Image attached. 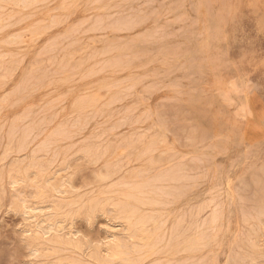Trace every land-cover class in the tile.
<instances>
[{"label":"rangeland","instance_id":"374dc122","mask_svg":"<svg viewBox=\"0 0 264 264\" xmlns=\"http://www.w3.org/2000/svg\"><path fill=\"white\" fill-rule=\"evenodd\" d=\"M37 1L0 0V264H264V0Z\"/></svg>","mask_w":264,"mask_h":264},{"label":"bare ground","instance_id":"6f19581e","mask_svg":"<svg viewBox=\"0 0 264 264\" xmlns=\"http://www.w3.org/2000/svg\"><path fill=\"white\" fill-rule=\"evenodd\" d=\"M39 1H40V0H39ZM39 1H37V4L39 3ZM35 4H36V3H35ZM20 7H21V6H20ZM253 10H254V9H253ZM7 11H8V10H7ZM194 16H196V15H194ZM45 21H46V20H45ZM48 24H49V23H48ZM43 31H45V30H43ZM45 32H46V31H45ZM39 33H40V32H39ZM37 35H38V34H37ZM41 35H42V34H41ZM39 36H40V35H39ZM120 62H121V61H120ZM10 66H11V65H10ZM244 89H246V88H244ZM246 90H247V89H246ZM219 94H220V93H219ZM115 97H116V96H115ZM223 98H224V97H223ZM224 99H225V98H224ZM220 103H222V102H220ZM226 103H228V102L226 101ZM226 103H225V104H226ZM223 104H224V103H223ZM239 109H240V108H239ZM243 111H244V110H243ZM235 114H236V113H235ZM239 114H240V112H239ZM245 114H246V113H245ZM124 116H125V115H124ZM236 116H237V115H236ZM238 116H239V115H238ZM246 116H247V115H246ZM240 117H241V116H240ZM248 117H249V115H248ZM248 117H247V118H248ZM244 118H245V116H244ZM241 119H243V117H242ZM63 125H64V124H63ZM204 130H205V129H204ZM165 132H166V131H165ZM118 153L120 154V150L117 152V154H118ZM115 155H116V154H115ZM45 156H46V155H45ZM155 156H156V155H155ZM155 156H154V157H155ZM29 157H30V156H29ZM29 157H28V158H29ZM114 157H115V156H114ZM119 157H120V156H119ZM119 157L117 156V158H119ZM164 157H165V156H164ZM38 158H39V157H38ZM42 158H45V157H42ZM155 158H157V156H156ZM121 160H122V159H121ZM47 161H49V159H48ZM93 161H94V160H93ZM109 161H110V160H109ZM119 161H120V160H119ZM122 161H123V160H122ZM152 161H153V160H152ZM116 162H117V161H116ZM153 162H154V161H153ZM16 163H17V162H16ZM16 163L14 162L13 164H16ZM13 164H12V166H13ZM134 167L136 168L137 166H134ZM134 167H132V168H134ZM54 168H55V166H54ZM130 168H131V167H130ZM42 169H43V168H42ZM21 170H22V169H21ZM52 170H53V169H52ZM59 170H60V169H59ZM126 170H127V169H126ZM50 171H51V170H50ZM63 171H64V170H63ZM104 171H105V170H104ZM132 171H133V170H132ZM109 172H110V171H109ZM56 173H57V172H56ZM56 173H55V174H56ZM60 173H61V172H60ZM101 173H102V172H101ZM55 174H54V175H55ZM103 174H104V172H103ZM58 175H59V174H58ZM10 176H11V175H10ZM12 176H13V175H12ZM33 176H34V175H33ZM56 176H57V174H56ZM13 177H14V176H13ZM26 177H27V176H26ZM28 177H29V176H28ZM45 177H46V176H45ZM53 177H55V176H53ZM61 177H62V176H61ZM120 177H121V176H120ZM11 178H12V177H11ZM56 178H57V177H56ZM105 178H106V177H105ZM25 179H26V178H25ZM43 179H44V178H43ZM60 179H61V178H60ZM62 179H63V178H62ZM33 180H35V177L33 178ZM52 180H53V179H52ZM35 181H36V180H35ZM47 181H48V180H47ZM17 182H18V181H17ZM26 182H27V181H26ZM28 182H29V180H28ZM28 182H27V183H28ZM31 182H32V180H31ZM45 182H46V181H45ZM48 182H49V181H48ZM67 182H68V180H67ZM69 182H70V181H69ZM7 183H8V182H7ZM22 183H23V181L21 182V184H22ZM52 183H53V182H52ZM56 184H57V183H56ZM56 184H54V185H56ZM64 184H65V183H64ZM12 185H14V184H12ZM47 185H48V184H47ZM58 185H59V184H58ZM70 185H71V183H70ZM7 186H8V185H7ZM9 186H10V185H9ZM45 186H46V185H45ZM50 186H52V185L50 184ZM50 186H49V188H50ZM56 186H57V185H56ZM59 186H60V185H59ZM61 186H62V184H61ZM67 186H68V185H67ZM69 187H70V186H69ZM59 188H61V187H59ZM59 188H58V190H59ZM51 189H52V188H51ZM55 190H56V189H55ZM55 190H54V191H55ZM70 190H71V189H70ZM16 191H17V190H16ZM20 191H21V190H20ZM73 191H74V190H73ZM27 192H28V191H27ZM29 192H30V191H29ZM16 193H17V192H16ZM56 193H57V192H56ZM62 193H64L63 190H62ZM65 193H66V192H65ZM117 193H118V192H117ZM22 194H23V193H22ZM25 194H26V193H25ZM29 194H30V193H29ZM59 194H61V193H59ZM27 195H28V194H27ZM63 195H65V194H63ZM29 196H31V195H29ZM60 196H61V195H60ZM24 197H26V195H25ZM51 197H52V196H51ZM53 197H54V196H53ZM53 197H52V198H53ZM13 198H14V197H13ZM22 198H23V197H22ZM30 198H31V197H30ZM92 198H93V197H92ZM55 199H56V198H55ZM57 199H58V198H57ZM62 199H63V198H62ZM85 199H86V198H85ZM85 199H84V201H85ZM28 200H30V199H28ZM65 200H66V199H65ZM57 201H58V200H57ZM74 201H75V200H74ZM28 202H30V201H28ZM50 202H51V201H50ZM31 203H32V202H31ZM51 203H52V202H51ZM56 203H57V202H56ZM74 203H75V202H74ZM24 204H25V203H24ZM28 204H29V203H28ZM33 204H34V203H33ZM35 204H36V203H35ZM35 204H34L33 206H35ZM47 204H48V203H47ZM52 204H54V203H52ZM258 204H259V203H258ZM30 205H31V204H30ZM41 205H42V204H41ZM43 205H44V203H43ZM55 205H56V204H55ZM255 205H256V204H255ZM31 206H32V205H31ZM37 206H38V205H37ZM39 206H40V204H39ZM57 206H58V204H57ZM53 207H54V206H53ZM64 207H65V205H64ZM64 207L62 206V208H64ZM28 208H29V207H28ZM32 208H33V207H32ZM47 208H48V207H47ZM50 208H51V207H50ZM55 208H56V207H55ZM45 209H46V208H43L42 210H45ZM51 209H52V208H51ZM57 209H58V207H57ZM60 209H61V208H60ZM36 210H38V209H36ZM40 210H41V209H40ZM61 210H62V209H61ZM49 211H50V209H49ZM51 211H52V210H51ZM53 211H54V210H53ZM53 211H52V212H53ZM59 211H60V210H59ZM97 211H99V210H97ZM19 212H20V211H19ZM55 212L58 213V210L55 211ZM85 212H86V211H85ZM104 212H105V211H104ZM107 212H108V211H107ZM110 213H111V212H110ZM96 214H97V213H95V215H96ZM105 214H106V212H105ZM112 214H114V213L112 212ZM23 215H24V214H23ZM102 215H103V214H102ZM24 216H25V215H24ZM26 216H27V215H26ZM45 216H46V215H45ZM58 216H59V215H58ZM86 216H87V215H86ZM106 216H107V215H106ZM109 216H110V215H109ZM109 216H108V217H109ZM43 217H44V216H43ZM108 217H107V218H108ZM35 218H36V217H35ZM107 218H106V219H107ZM110 218H111V217H110ZM31 219H32V218H31ZM27 220H28V219H27ZM29 220H30V218H29ZM32 220H33V219H32ZM46 220H47V219H46ZM55 220H56V218H55ZM67 220H68L67 222H69V219H67ZM91 220H92V219H91ZM108 220H109V218H108ZM111 220H113V219H111ZM115 220H116V219H115ZM56 221H57V220H56ZM51 222H52V221H51ZM59 223H60V222H59ZM119 223H120V222H119ZM38 224H40V223L38 222ZM41 224H42V223H41ZM60 224H61V223H60ZM66 224H67V223H66ZM221 224H222V221H221ZM58 225H59V224H58ZM61 225H62V224H61ZM64 225H65V224H64ZM121 225H122V224H121ZM224 225H225V224H224ZM48 226H49V225H48ZM48 226H47V227H48ZM29 227H30V226H29ZM47 227H46V228H47ZM53 227H54V226H53ZM58 227H59V226H58ZM148 227H149V226H148ZM36 228H37V227H36ZM62 228H63V227H62ZM65 228H66V227H65ZM37 229H39V228H37ZM47 229H48V228H47ZM49 229H50V226H49ZM140 229H141V227H140ZM53 230H54V229H53ZM55 230H56V229H55ZM55 230H54V231H55ZM59 230H60V229H59ZM64 230H65V229H64ZM124 230H125V229H124ZM39 231H40V229H39ZM42 231H44V230H42ZM50 231H51V230H50ZM61 231H63V229H62ZM125 231H126V230H125ZM136 231H137V230H136ZM40 232H41V231H40ZM122 232H123V231H122ZM141 232H142V231H141ZM53 233H54V232H53ZM60 233H61V232H60ZM123 233H124V232H123ZM50 234H51V233H50ZM50 234H49V235H50ZM58 234H59V233H58ZM58 234H57V235H58ZM61 234H62V233H61ZM66 234H67V233H66ZM68 234H69V233H68ZM32 235H33V234H32ZM42 235H43V232H42ZM70 235H71V234H70ZM74 235H76V234L74 233ZM121 235H122V233H121ZM124 235H125V234H124ZM124 235H123V237H124ZM133 235L136 236L135 233H134ZM27 236H28V234H27ZM51 236H52V235H51ZM114 236H115V235H114ZM117 236H119V235H117ZM126 236H127V235H126ZM145 236H146V235H145ZM43 237H44V236H43ZM45 237H46V236H45ZM48 237H49V236H48ZM56 237H57V236H56ZM67 237H68V236H67ZM67 237H66V238H67ZM70 237H71V236H70ZM70 237H68V238H70ZM72 237H74V236H72ZM125 238H126V237H125ZM125 238H124V239H125ZM129 238H130V237H129ZM129 238H128V239H129ZM60 239H62V238H60ZM115 239L118 240L117 238H115ZM47 240H48V238H47ZM49 240H50V238H49ZM63 240H64V239H63ZM68 240H69V239H68ZM76 240H77V239H76ZM78 240H79V239H78ZM126 240H127V239H126ZM126 240H125V241H126ZM27 241H28V240H27ZM28 242H29V241H28ZM69 242H70V241H69ZM69 242H68V243H69ZM75 242H76V241H75ZM108 242H109V241H108ZM110 242H111V241H110ZM110 242H109V243H110ZM122 242H123V241H122ZM44 243H45V242H44ZM63 243H64V242H63ZM70 243H71V242H70ZM78 243H80V242H78ZM83 243H84V242H83ZM128 243H129V242H128ZM29 244H30V243H29ZM64 244H65V243H64ZM80 244H82V243H80ZM85 244L88 245L89 243H88V244L85 243ZM123 244H124V243H123ZM37 245H38V244H37ZM62 245H63V244H62ZM71 245H72V244H71ZM124 245H125V244H124ZM139 246H140V245H139ZM81 247H82V246H81ZM88 247H89V246H88ZM90 247H92V246H90ZM96 247H97V246H96ZM96 247H95V248H96ZM98 247H99V246H98ZM71 248H72V247H71ZM75 248H76V247H75ZM83 248H85V247L83 246ZM92 248H94V247H92ZM32 249H33V247H32ZM32 249H31V250H32ZM37 249H38V246H37ZM41 249H42V248H41ZM41 249H40V250H41ZM54 249H56V248H54ZM61 249H62V248H61ZM78 249H79V248H78ZM80 249H81V248H80ZM99 249H100V248H99ZM130 249H132V248H130ZM35 250H36V249H35ZM38 250H39V249H38ZM38 250H36V251H38ZM86 250H87V249H86ZM101 250H102V249H101ZM78 251H79V250H78ZM84 251H85V250H82L83 254H84ZM87 251H89V250H87ZM92 251H93V250H92ZM98 251H99V250H98ZM90 252H91V251H90ZM93 252H94V251H93ZM108 252H109V251H108ZM208 252H209V251H208ZM33 253H34V252H33ZM39 253H40V252H39ZM39 253H38V254H39ZM102 253H103V252H102ZM130 253H131V252H130ZM87 254H88V253H87ZM95 254H96V253H95ZM96 256H97V255H96ZM203 256H204V255H203ZM203 256H202V257H203ZM62 257H63V256H62ZM184 257H186V256H184ZM80 258H81V257H80ZM96 258H97V257H96ZM167 258H168V257H167ZM167 258H166V259H167ZM72 259H73V258H72ZM75 259H76V258H75ZM83 259H85V258L83 257ZM98 260H99V258H98ZM94 261H95V260H94ZM156 261H157V260H156ZM85 262H86V261H85ZM135 262H136V261H135ZM91 263H92V262H91ZM67 264H68V263H67ZM73 264H74V263H73Z\"/></svg>","mask_w":264,"mask_h":264}]
</instances>
